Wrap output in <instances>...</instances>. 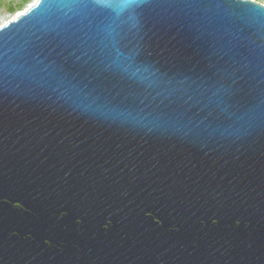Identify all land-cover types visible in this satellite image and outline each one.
<instances>
[{"label":"water","instance_id":"1","mask_svg":"<svg viewBox=\"0 0 264 264\" xmlns=\"http://www.w3.org/2000/svg\"><path fill=\"white\" fill-rule=\"evenodd\" d=\"M0 264H264V4L37 0L1 26Z\"/></svg>","mask_w":264,"mask_h":264},{"label":"rangeland","instance_id":"2","mask_svg":"<svg viewBox=\"0 0 264 264\" xmlns=\"http://www.w3.org/2000/svg\"><path fill=\"white\" fill-rule=\"evenodd\" d=\"M20 0H15V2H19ZM37 0H32L29 2L22 11L16 13H9L8 6L10 4V0H0V27L9 22L10 20L14 19L19 13L26 11L30 6L35 4ZM256 2L264 4V0H254Z\"/></svg>","mask_w":264,"mask_h":264},{"label":"trees","instance_id":"3","mask_svg":"<svg viewBox=\"0 0 264 264\" xmlns=\"http://www.w3.org/2000/svg\"><path fill=\"white\" fill-rule=\"evenodd\" d=\"M31 1L32 0H20L19 2H15V0H10V4L8 6V12L11 14L20 12Z\"/></svg>","mask_w":264,"mask_h":264},{"label":"bare ground","instance_id":"4","mask_svg":"<svg viewBox=\"0 0 264 264\" xmlns=\"http://www.w3.org/2000/svg\"><path fill=\"white\" fill-rule=\"evenodd\" d=\"M22 13H23V12L19 13L18 16L21 15Z\"/></svg>","mask_w":264,"mask_h":264}]
</instances>
